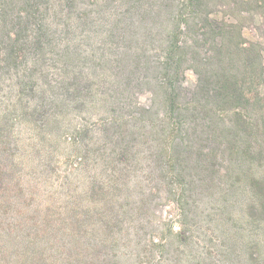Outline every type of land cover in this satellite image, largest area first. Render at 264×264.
<instances>
[{
	"label": "trees",
	"instance_id": "trees-1",
	"mask_svg": "<svg viewBox=\"0 0 264 264\" xmlns=\"http://www.w3.org/2000/svg\"><path fill=\"white\" fill-rule=\"evenodd\" d=\"M224 3L0 0V220L26 261L264 264V0Z\"/></svg>",
	"mask_w": 264,
	"mask_h": 264
},
{
	"label": "rangeland",
	"instance_id": "rangeland-1",
	"mask_svg": "<svg viewBox=\"0 0 264 264\" xmlns=\"http://www.w3.org/2000/svg\"><path fill=\"white\" fill-rule=\"evenodd\" d=\"M225 3L222 7L217 8V10H244V8L239 5V0L233 1L224 0ZM248 2L249 0H243ZM238 4H235V3ZM256 25V24H255ZM258 26V25H256ZM262 36V35H261ZM259 36L257 32H255V28L253 26L250 27V29L247 31V42H253L256 43L257 41H262V37ZM192 78V77H191ZM264 107V106H263ZM262 106H259V108H262L264 113V108ZM263 125V124H262ZM264 129V128H263ZM57 157L63 158L66 156V151H64V147L59 146L57 148ZM60 171L66 170V166H59ZM7 217V216H6ZM4 218L6 225H3L0 220V264H30L29 261H26L25 258L21 257L23 255V252L26 251V244H27V238L26 233L23 234L22 231H19L18 229H14L8 226L9 218ZM25 240V242H24ZM23 258V259H22Z\"/></svg>",
	"mask_w": 264,
	"mask_h": 264
}]
</instances>
